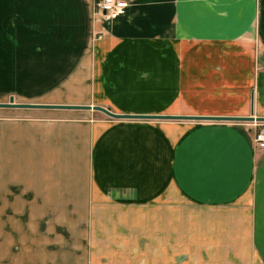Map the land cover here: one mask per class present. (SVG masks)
Listing matches in <instances>:
<instances>
[{
    "label": "crops",
    "instance_id": "obj_1",
    "mask_svg": "<svg viewBox=\"0 0 264 264\" xmlns=\"http://www.w3.org/2000/svg\"><path fill=\"white\" fill-rule=\"evenodd\" d=\"M125 1L111 18L93 0H13L6 15L38 40L89 43L78 61L60 53L59 70L89 78L68 104L264 117V0ZM251 122L0 107V264H180L200 251L264 264Z\"/></svg>",
    "mask_w": 264,
    "mask_h": 264
},
{
    "label": "rangeland",
    "instance_id": "obj_2",
    "mask_svg": "<svg viewBox=\"0 0 264 264\" xmlns=\"http://www.w3.org/2000/svg\"><path fill=\"white\" fill-rule=\"evenodd\" d=\"M11 1L13 0H0L2 2L0 3V102H9L12 98L16 103L68 104L66 103L68 101L83 99L86 95L88 75H79L72 68L62 71L59 70L58 65L62 66L60 53L64 50L72 51L70 58L78 61V51L86 50L89 43L38 40L41 35L31 34L22 27L16 26L13 15H6L11 12L13 14L11 11L13 6L7 5ZM52 98L55 99L49 101ZM232 248H235V245ZM255 262L257 261L253 253L200 251L184 252L179 263L253 264Z\"/></svg>",
    "mask_w": 264,
    "mask_h": 264
},
{
    "label": "water",
    "instance_id": "obj_3",
    "mask_svg": "<svg viewBox=\"0 0 264 264\" xmlns=\"http://www.w3.org/2000/svg\"><path fill=\"white\" fill-rule=\"evenodd\" d=\"M0 107L22 108H64V109H93L98 110L110 117L116 118H168V119H199V120H225V121H256L264 122L261 116H226V115H142V114H118L101 105H74V104H39V103H16L10 98L9 102H0Z\"/></svg>",
    "mask_w": 264,
    "mask_h": 264
},
{
    "label": "built area",
    "instance_id": "obj_4",
    "mask_svg": "<svg viewBox=\"0 0 264 264\" xmlns=\"http://www.w3.org/2000/svg\"><path fill=\"white\" fill-rule=\"evenodd\" d=\"M125 0H94V8L105 18L115 17L123 12ZM252 146L264 150V123L253 121L250 123Z\"/></svg>",
    "mask_w": 264,
    "mask_h": 264
}]
</instances>
